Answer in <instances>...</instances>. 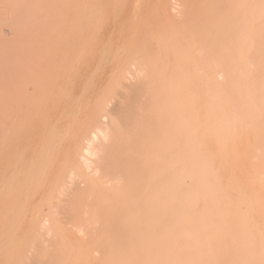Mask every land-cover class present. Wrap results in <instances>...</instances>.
I'll use <instances>...</instances> for the list:
<instances>
[{
  "label": "bare ground",
  "instance_id": "bare-ground-1",
  "mask_svg": "<svg viewBox=\"0 0 264 264\" xmlns=\"http://www.w3.org/2000/svg\"><path fill=\"white\" fill-rule=\"evenodd\" d=\"M81 1L91 34L77 21L110 80L75 130L61 122L68 108L37 120L43 145L24 162L40 197L34 235L22 253L1 245L0 264H264V0H132L125 14L129 0Z\"/></svg>",
  "mask_w": 264,
  "mask_h": 264
},
{
  "label": "rangeland",
  "instance_id": "rangeland-1",
  "mask_svg": "<svg viewBox=\"0 0 264 264\" xmlns=\"http://www.w3.org/2000/svg\"><path fill=\"white\" fill-rule=\"evenodd\" d=\"M79 1H81V0H79ZM79 1L78 0H0V141H1V143H3V141L5 140L3 146H1L2 144L0 143V153H1V155H0V173L3 174V177H5V180H6V181L2 180V177H0V180H1L0 183H3V184L7 183L6 185L4 184L5 185L4 187L7 189L8 188L7 185L9 183V180H7V179L10 178V181H12V183H11L12 190L11 191L9 190V192L11 194L10 193L8 194V192L4 193L3 191H1L4 189V187H2L3 186L2 184H0V191H1L0 193L2 194V195H0L1 196L0 199L2 202V204H0V223H2V225H3V223H4V225L5 224L7 225V222H8V224H10V222L13 221V222H11V224H13L12 226L7 225L10 227H5L4 225L3 226L0 225L1 226L0 227V233L1 234L4 233L5 236H7L8 238H9V235H8L9 232H11V234L14 233L15 235L12 234L11 239L14 236H17V237L13 238L14 241L11 240V241H13V243L10 242L11 243L10 244V243H7L10 241L9 240L10 238L9 239H7V237L5 238L4 234H2L3 237L0 235V238H2L4 240L3 241L2 239H0L1 240L0 247L2 245L1 248L7 247V249L9 248L8 250H10L9 246H11L13 252H17V250H18V252L22 253L23 250L21 248H23V246L26 247L25 243L27 242V240L29 242H32L31 240L27 239V237L28 238L30 237L29 233L34 235L31 232L33 230V225H34V223L32 224V222L34 220H33V215H32L33 209H32V207L30 208V205L33 206V208H34L35 205H37V203L39 202L40 197L37 195V196H34V199L31 198V196H33L34 194L30 190H33V188H34L33 186H35V185L31 184V187H33V188H31V187L29 188V186H27V184L30 183L29 181L33 177L32 176V169H31L32 166H31V168H29L30 166H28V165L30 163H31V165L36 163L35 159H37V154L39 152V149L43 145V144L39 143L40 142L39 141L40 140V133L42 130L41 127L43 124H42V122L38 123V121L43 120L44 117L45 118L48 117L52 120V122L55 123V121L59 120L58 118L60 116V113L63 114V112L65 111L64 109L68 108L69 110H66V113L64 112L66 118H63L65 116L61 114L62 115L61 117L63 120V121L61 120L63 128L65 126L69 125V128H70V126L71 127L73 126L72 127L73 130H75L77 127L82 126V120H84L85 117L87 116L89 109L92 106L91 104H93L95 99L98 96H100L102 91L105 89V86L109 82L110 76L112 73V71L110 70V66L104 67V68H101V67L98 68L96 66L97 64L94 62L93 58H91V57H93L91 39L87 40L86 37L89 36L87 34V29L89 30V32H88L89 34H91L90 30H92L91 28H89L91 26V24L89 23L90 25H88V22H89L88 19L92 22V15L88 13V12L91 13V5L92 4L90 5L91 0H90V2H88L89 4L85 3V4H88L87 6L90 5L89 6L90 11L87 7L88 12H87V9H85V11L87 12V14H85L86 12L83 11L84 9L81 8L82 12L80 14H83V12H84V14L78 15L80 18L82 16L85 17L84 19L88 18L86 20L87 24L84 22V24L88 25V27L84 25L87 29H85V27L82 25L85 29V31H84L83 27H81V23H82L81 21H83V20L76 16L77 14H79V13H77V11H78L77 9L80 7V6L78 7V5H80V4H77ZM131 1L132 0L128 1V3H127L128 6L126 7L124 14H125V12L130 11ZM81 2L84 3L83 0ZM85 4L84 5L82 4L83 7L85 6ZM82 5H81V7H82ZM84 8H86V6ZM78 12H80V8H79ZM84 15H87V17ZM112 15H113V11L111 8H109L108 19L110 22L107 24V31L108 30L111 31L114 27L112 24L114 21L113 20L114 15L113 16ZM76 17L79 20H81L80 21L81 23H78V21H77L78 19ZM77 25L80 26V29H78L79 27ZM81 28H82V30H81ZM80 31L82 33L84 31V33H83L84 36H82V34H81L79 37L78 34H80ZM107 31L105 33L106 36L109 33V31H108V33H107ZM86 35H88V36H86ZM89 37H91V36H89ZM112 37H113L114 41L117 39V35H114ZM78 38H80V40H81V38L82 39L86 38L85 40L87 42L90 41L89 43L86 42L87 44H89L88 45L89 47H87L88 49L86 50L88 52V54L84 55L85 50L83 51V49H86L84 47V44H83L85 40L83 41V43H80V45L83 44L82 47H84V48L81 50L80 49L81 46H79L80 48L78 49V45H77ZM78 44H79V42H78ZM87 44H85V46H87ZM76 46H77V48H76ZM76 50H78V51H76ZM79 50H80V52H79ZM81 51H83V52H81ZM86 51H85V53H87ZM77 52L79 53L78 57L83 53L82 55H84L83 57H85V58H83V61L80 60V62H79L78 61L79 59H76L77 54H78ZM77 62L79 64H77ZM79 65H81V66H79ZM95 67H97L96 69H98V70L100 69V70H99V72H97V75L95 73V76H93V71L95 72V69H94ZM92 76H93V78H92ZM87 77L88 78L91 77V78H89L90 80H88ZM91 79H93L94 81H92ZM90 81H92V82L89 83ZM88 83L90 84L89 89H88V87H89ZM85 85L87 87H85ZM83 89L85 91H82ZM87 90H89V91L87 92ZM83 92H86L85 93L86 95L84 94L85 95L84 97H82V96L80 97L79 95ZM77 98H78V101H76V104H78L77 105L78 107H76V105L74 103L75 100H77ZM80 102L84 106L86 104L87 108H85L86 107L85 106L83 108V110H77L80 107H83V105L80 106V104H81ZM73 104L75 105V107L73 106ZM20 106L24 107V108L23 107L21 108V111H20ZM40 106H42V107H40ZM33 107H35L37 111H39L40 108H43L42 109L43 111L40 110L39 112H37L35 110V108H33ZM38 107H40V108L37 109ZM28 109H30V110L34 109V110H31L32 112H30V110H28ZM28 111H29V113H28ZM44 111L45 112L48 111V112L45 113ZM71 111H73V112H71ZM56 113H57V115H55ZM68 113H69V115H68ZM77 113L78 114L81 113V115H78ZM43 114H46V115L44 116ZM72 114H73L72 118L77 116L79 119V120H77V123L76 124L73 123V125L71 122H69V121H72V119L69 120V118L72 116ZM28 115H30L32 117H30ZM37 115L41 116V117L39 118ZM25 116H28L30 121L27 120L29 123L28 122L25 123L27 125L25 126V129L23 130L22 127H24V123H22V122H23ZM33 116H35V117L37 116V119ZM11 117L13 120L11 119ZM13 117H15V118H13ZM17 117H18V119H17ZM31 118L33 120H31ZM74 119H73V121H74ZM14 121H15V123H14ZM35 123L37 124V126H35ZM12 124H14V125H12ZM32 124H34V125H32ZM18 125H23L20 127L21 130L23 131V132H21V130H19L20 134L18 132V129H19ZM74 125H76V126H74ZM15 126L18 127V129L14 128ZM31 126H32V128H31ZM11 127H13V129ZM8 128H10V129H8ZM30 129H31V131H29ZM32 129H34V130L32 131ZM9 130H10V133H9ZM69 131H71V129H68L67 132L66 131H64V132L69 134L70 133ZM24 132H26V133H24ZM38 132H39V134H37ZM17 135L18 136L20 135V136L17 137ZM21 136H22V138H21ZM27 141H29V143ZM22 143H23V145H22ZM30 143H32L34 145H31ZM10 144H12L11 148H10ZM13 144H14V146H13ZM17 144L19 145V147H17L18 149L14 153V151L16 150ZM38 144H40V145L38 146ZM20 146L22 147V149ZM14 148H15V150H14ZM32 148H33V150H32ZM12 150H14V151L12 152ZM18 150H20V151L17 154L18 155V159H17L15 157L17 156L16 153L18 152ZM23 150H25L24 155H22ZM9 151L12 153H10ZM7 153H8V155H7ZM19 154L22 155L23 157L22 156L19 157ZM5 155H7V156H5ZM14 155H16V156L14 157ZM3 158H4V160H6V158H8V159L6 161H3ZM19 158L20 159L23 158V163L25 162L28 165H26L24 163L25 165L23 166V163L21 162L22 159L20 160ZM29 161H30V163H29ZM12 162L14 163V165ZM19 162H21V163L19 164ZM7 163H8V165L11 164V168L9 167L10 165L9 166L7 165ZM17 164H18V166H17ZM1 165H3V169L1 167ZM6 167L8 169L10 168L11 171L8 172L9 170ZM12 167L17 169V170L19 169L18 170L19 172L17 170H16L17 171L16 172L15 169L13 170ZM24 167H26V168H24ZM1 169L3 170V172ZM4 169L6 170L5 173H4V171H5ZM26 171L30 172V177H28L29 176L28 174H27L28 176H26ZM12 172H14L13 175H11ZM9 173H11V174H9ZM16 174H17V176L21 175L23 177L19 176L17 179V177H15ZM0 176H2V175H0ZM25 176L27 178H30V179H28V182L27 181L25 182V180H23ZM14 177L17 180H14V182H13V179H15ZM23 181H24V183H23ZM32 181H34V180L32 179ZM18 183L19 184L23 183V185H25V183H27L25 186L27 187L26 189L28 191H25V189L23 190V185L21 186ZM9 185H10V183H9ZM11 185L9 187H11ZM1 188H3V189H1ZM6 189H4V191ZM19 189H21L23 191H20ZM6 191H8V190H6ZM18 191H20L21 193L20 192L18 193ZM29 191L33 195H31V193ZM22 192H23V194H22ZM3 193L5 196L3 195ZM25 193H26V195L29 194L30 197H26L24 195ZM7 194H8V196H7ZM19 194L20 195L22 194L21 197L24 196V198L18 197L17 195H19ZM15 196L18 197L17 201L15 199L17 197H15ZM19 199L23 200V203L21 201H18ZM8 200L10 202L7 203ZM13 200L16 201V203H17V204H15V209L13 207H10V206H12L10 203L11 202H12V204L14 203ZM29 201H30V204H28ZM19 202L22 205H24V202H25V206H27V208H28L27 214L25 212L26 207L25 208H24V206L21 207V205H19ZM5 204H6V206L8 205V209L6 208ZM16 205H17V207H16ZM3 207L6 208V210H4ZM19 207L23 211V212L22 211L21 212L23 214L25 213V215L21 214L20 210L17 211L18 212V214L16 213L17 216L14 214V212L16 210H18ZM31 210H32V212H31ZM44 210H46V208H44ZM8 211H10V212H8ZM11 212H13L12 213L13 215L11 214ZM29 212H31V213H29ZM8 215H9V217L11 216V218H10L11 220L8 219L7 222H4L5 219L9 218V217H7ZM14 216H15V218H13ZM18 216H19V218L23 217L22 218L23 223L21 221L19 224V221L21 218L20 219L17 218ZM1 219H3V221ZM15 220H18L16 222L19 224V228H21L20 230H18V232H16V230L19 228H17L18 224H16V222H15L16 225L14 224ZM30 220H31V222H30ZM29 223H31L32 225L30 224V226H29ZM12 227L14 228V230L16 229L15 232L13 231ZM7 228H8L9 232L7 231ZM31 228H32V230H31ZM3 230H4V232H3ZM26 234H28V235H26ZM23 235H26V236L24 237ZM22 237H24V240L21 243L23 244V242L25 240L26 241H25L23 246H20V244H21L20 240ZM32 237H30V238H32ZM7 240H9V241H7ZM3 243H5L4 245H6V246H4ZM18 245L20 248L16 249V246H18ZM13 246L16 250L13 249ZM5 249L6 248L2 249V252H3V250L5 251ZM7 249H6V251H7ZM5 252H3V253H5ZM9 252L12 253V251L10 250L7 252L11 256V253H9ZM8 254H1L0 253V256H1L0 259L2 260L5 257L10 258V256ZM6 255H8L9 257H7Z\"/></svg>",
  "mask_w": 264,
  "mask_h": 264
}]
</instances>
